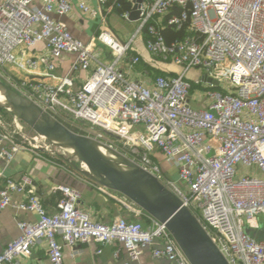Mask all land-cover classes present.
Listing matches in <instances>:
<instances>
[{"label": "built area", "instance_id": "obj_1", "mask_svg": "<svg viewBox=\"0 0 264 264\" xmlns=\"http://www.w3.org/2000/svg\"><path fill=\"white\" fill-rule=\"evenodd\" d=\"M97 1L100 9L87 0H41V9L35 10L34 0H0V75L15 66L24 75L13 85L16 91L56 119L81 124L84 136L154 175L197 217L228 264H264V238L245 230L263 231L258 217L264 216V0H144L133 22L129 19L135 0H127L131 9L120 18L135 31L125 41L103 28L96 39L84 43L66 23L53 18L70 15L77 7L102 25L121 6V0ZM104 10L108 12L101 17ZM165 27L187 34L167 42ZM138 39L153 56L184 66V73L157 76L150 84L136 79L140 55L130 52ZM96 41L110 50L112 62L96 58ZM41 43L46 50L35 55ZM63 55L75 59L59 77L56 61ZM190 69L200 71L201 79L188 81ZM40 70L56 83L37 79ZM81 72L90 75L75 89ZM193 85L203 86L205 108L192 106ZM201 97L200 92L196 100ZM12 141L0 130V160L15 158L20 147ZM158 153L177 171L186 190L164 173ZM31 185L29 176L2 181L0 213L12 207L36 212L39 219L18 223L20 235L0 254V264L30 257L40 240L47 243L51 264H65L64 246L91 243L118 245L115 257L122 251L128 255L123 264H139L144 251L159 243L154 258L190 264L166 225L150 216L149 226L124 217L102 223L80 210L82 194L66 185L53 188L60 195L58 211L48 214L28 189ZM12 193H23L25 201L13 202ZM137 209L129 211L142 215Z\"/></svg>", "mask_w": 264, "mask_h": 264}, {"label": "crops", "instance_id": "obj_2", "mask_svg": "<svg viewBox=\"0 0 264 264\" xmlns=\"http://www.w3.org/2000/svg\"><path fill=\"white\" fill-rule=\"evenodd\" d=\"M87 2L92 8L100 9L97 0H87ZM32 7L35 10L41 9V0H34ZM107 12V10H104L101 13V17L103 14L106 15ZM53 18L66 23L73 37L84 43H90L93 39H96L103 28L111 29L121 40H128L127 35L118 34L117 31L113 29V25L120 27V17L115 13L109 14L107 20L102 25L100 24L101 20L90 18L80 12L77 7L74 8L70 15H53ZM97 45L106 49V53H111L108 48L96 41L95 48ZM45 50L46 45L41 43L33 52L35 55H38ZM74 59V55H63L56 61L58 67L55 74L59 77L64 76ZM123 65L126 67L125 64ZM136 73L137 74L134 75L136 79L142 80L140 79L141 77H148L144 73H141L143 76L139 75L140 73L138 72ZM89 75L90 72H81L75 81V89H80ZM36 78L46 82L56 83V81H53L46 75L45 70H40ZM145 82L150 84V81ZM195 101L199 103L198 100ZM12 143H18L20 149L11 162L0 160V174L2 175V177H0V188L4 178H11L19 181L23 177L29 176L32 180V185L31 188L28 189L32 190L39 198L44 210L48 214H55L58 211L60 195L53 193V188L58 185H66L79 189L82 194L79 206L80 210L90 214L94 220L102 223H110L118 217H123L121 216L123 207H126L128 210H139L123 195L105 189L87 178L81 172L79 175L75 170L68 169L65 164H56L46 159L44 157V155H46L44 151L35 149L30 144L15 139H13ZM7 145L10 146L11 142L7 143ZM156 160L160 166H162L164 173L170 177V174L175 171V169H173L159 153L156 155ZM11 198L15 203L25 201V195L23 193H12ZM144 216H146L147 220L151 221L149 215ZM38 219L39 216L36 212L18 210L12 207H8L2 211L0 213V254L8 243L19 237L20 230L18 228V223L20 221L37 222ZM249 230L253 235L259 234L257 230ZM159 246V243H154L150 248L145 250L140 258L139 264H175L166 259H156L153 257V249ZM117 248L118 245L116 244L102 247L95 243L79 245L76 248L64 246L65 264H123V262L128 260V255L125 251H122L120 257L116 258L114 253ZM99 250L102 252L99 253ZM16 262L17 264H51L48 257L46 241L40 240L34 247L30 257H19Z\"/></svg>", "mask_w": 264, "mask_h": 264}, {"label": "water", "instance_id": "obj_3", "mask_svg": "<svg viewBox=\"0 0 264 264\" xmlns=\"http://www.w3.org/2000/svg\"><path fill=\"white\" fill-rule=\"evenodd\" d=\"M143 1L135 0L130 22L139 19L138 8ZM206 82L218 85L211 78H206ZM0 108L26 124L37 136L82 162L86 169L80 172L87 178L123 195L147 215L165 224L190 264H228L197 217L184 206L181 199L131 159L93 138L73 132L1 79ZM101 148L112 151L119 161L106 157ZM66 161L74 166L72 161ZM245 230L250 232L248 227Z\"/></svg>", "mask_w": 264, "mask_h": 264}, {"label": "rangeland", "instance_id": "obj_4", "mask_svg": "<svg viewBox=\"0 0 264 264\" xmlns=\"http://www.w3.org/2000/svg\"><path fill=\"white\" fill-rule=\"evenodd\" d=\"M119 24H120V27L113 25V27H114L113 29H115L118 34L120 33L123 35H127V39L129 40L132 37L133 32L135 31V27L133 25H129V24L125 23L122 20V18H120ZM121 27H123V28H121ZM132 50L135 51L136 53H138L140 55V57H142V59L145 62L151 64L152 66H154L158 69H161L162 71L171 72L177 76H181L185 71L184 66L177 65L173 61H165L161 58H157V57L153 56L147 50L144 42L141 39H138L133 44ZM106 52H107L106 49H104L100 45H97V47L95 48V56L98 60L105 62V63L112 62L113 55L111 53H106ZM123 69H126V67L124 66ZM156 74L157 73H155L154 75H156ZM185 77L188 81H190L191 83H194L195 81H198L199 79H201L202 73L196 69H190L185 74ZM17 78H19L21 80L24 78V75H23V72L20 71L19 69H17L15 66L6 67L4 69V73L2 75H0V79L7 85H15L17 82ZM140 79L149 82V81L153 80V77L148 75V77H141ZM200 92L202 95V97H201L202 99L198 100L199 103H197V101H195L196 95ZM191 94H192V98H193L192 106L195 108H204L206 102H205V99L203 98V95H204L203 86H195L192 89ZM0 123H1L0 124V130L9 133L13 137V139H15L17 141H21L23 143H27L30 145L36 144V145L43 147L40 150L44 151V153L46 155H48L49 157H51L54 161H58V162L62 161L63 162L66 159L72 161V163L74 164L72 169L75 170L77 172V174L80 175V170L85 169L83 166L84 164L82 162H80L76 158L70 156L64 150H62L58 147H55L50 142H48L46 139H41L26 124H24L23 122H21L20 120L15 118L10 113H5V112L0 110ZM36 137H38L37 142H35V140H34ZM161 168H162V166H161ZM170 177L172 179H174L182 189L186 190L185 184L179 180L178 173L176 170L170 174ZM71 188L79 191V189H77V188H74V187H71ZM127 212L124 210H121V216L131 218L132 216L130 214H128ZM142 213L144 215H147L144 211H142ZM132 218L134 221L140 222V223L144 224L145 226H147L145 221L142 218H140V216L138 217V215H137L136 217H132ZM258 222L260 223V226L263 229V231L259 232V234L254 235V236L258 239L264 238V216H259Z\"/></svg>", "mask_w": 264, "mask_h": 264}, {"label": "trees", "instance_id": "obj_5", "mask_svg": "<svg viewBox=\"0 0 264 264\" xmlns=\"http://www.w3.org/2000/svg\"><path fill=\"white\" fill-rule=\"evenodd\" d=\"M131 9V3L128 2L127 0H121V6L120 7H117V8H114L112 10V13H115L116 15H118L119 17L122 16L125 12H128L129 10ZM162 33L166 39L167 42H172V41H175V40H181L183 39L185 36H186V31L184 29L182 30H176V29H173V28H169V27H165L163 30H162ZM147 39V36L145 35L143 37V40L146 41ZM130 55H137V53L135 51H131L130 52ZM134 71L135 72H138V73H144V72H147L148 75H150L151 77H153V79H155L157 76H177V75H174L173 73L171 72H165V71H162L154 66H152L151 64L145 62L142 57H140V61L139 63H137L135 66H134ZM155 73H157L156 75H154ZM17 82H21L19 78H17ZM11 88H13V85H9ZM195 86L193 85V88ZM192 88V89H193ZM14 89V88H13ZM1 111L5 112V113H9L7 110L3 109V108H0ZM11 114V113H10ZM12 115V114H11ZM57 119L63 123L66 127H68L70 130H72L73 132L77 133V134H80V135H85V133L83 131L80 130V127L82 126L81 124H78V125H71L70 123H68L67 121H65L63 118H60V117H57ZM44 157L56 164H65L68 169H71L72 170V165L70 163H68L66 160L65 161H54L51 157H49L48 155H44ZM122 210L124 211H128L127 213L130 214L132 217H136L137 215L134 214L133 212L129 211L126 207H123ZM140 218H142L145 223L147 224V226L150 225L151 221L150 220H147L146 216H144V214L142 215H139ZM138 216V217H139ZM129 218V217H124L126 220L128 221H134L133 218Z\"/></svg>", "mask_w": 264, "mask_h": 264}, {"label": "bare ground", "instance_id": "obj_6", "mask_svg": "<svg viewBox=\"0 0 264 264\" xmlns=\"http://www.w3.org/2000/svg\"><path fill=\"white\" fill-rule=\"evenodd\" d=\"M101 151L103 152V154L106 156V157H108L109 159H111V160H113V161H115V162H118L119 160H118V157L112 152V151H110V150H107V149H105V148H101ZM73 154V153H72ZM84 166V168L86 169V166L85 165H83ZM122 169H126L125 167H122Z\"/></svg>", "mask_w": 264, "mask_h": 264}]
</instances>
